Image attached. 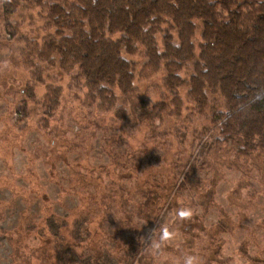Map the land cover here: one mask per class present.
<instances>
[{
	"label": "rangeland",
	"instance_id": "374dc122",
	"mask_svg": "<svg viewBox=\"0 0 264 264\" xmlns=\"http://www.w3.org/2000/svg\"><path fill=\"white\" fill-rule=\"evenodd\" d=\"M59 2L77 0H0V264H181L186 254L264 264V155L215 145L225 99L207 90L200 109L194 64L169 89L167 70L147 69L140 49L124 55L134 95L114 89V106L91 103L75 74L32 52L56 36ZM194 42L199 51V24ZM182 207L191 218L176 215ZM163 226L175 236L157 253Z\"/></svg>",
	"mask_w": 264,
	"mask_h": 264
},
{
	"label": "trees",
	"instance_id": "16d2710c",
	"mask_svg": "<svg viewBox=\"0 0 264 264\" xmlns=\"http://www.w3.org/2000/svg\"><path fill=\"white\" fill-rule=\"evenodd\" d=\"M51 11L56 36L43 38L32 52L75 74L91 103L99 99L114 106V89L134 95L135 64L125 54L143 49L147 69L167 70L169 89L185 83L180 72L193 63L190 93L200 109L207 104V90L225 99L226 113L215 122V145H228L238 157L264 155V0H77L55 3ZM67 28L71 35L64 34ZM164 31L160 51L157 36ZM30 58L25 62L34 68ZM40 73H34L38 79ZM60 90H52L56 107Z\"/></svg>",
	"mask_w": 264,
	"mask_h": 264
},
{
	"label": "clouds",
	"instance_id": "9594fccd",
	"mask_svg": "<svg viewBox=\"0 0 264 264\" xmlns=\"http://www.w3.org/2000/svg\"><path fill=\"white\" fill-rule=\"evenodd\" d=\"M176 215L181 219H189L193 215V210L188 207H182L178 209ZM174 236V231H170L167 226H163L160 228L159 240L154 242L151 246L157 253H159L162 249L163 243L173 239ZM181 264H200V259L196 255L186 254L183 256Z\"/></svg>",
	"mask_w": 264,
	"mask_h": 264
}]
</instances>
